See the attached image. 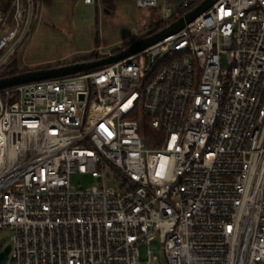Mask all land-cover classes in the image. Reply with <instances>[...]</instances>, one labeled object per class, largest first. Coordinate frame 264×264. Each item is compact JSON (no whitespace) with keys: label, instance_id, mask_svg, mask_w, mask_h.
I'll return each instance as SVG.
<instances>
[{"label":"built area","instance_id":"2783aa9c","mask_svg":"<svg viewBox=\"0 0 264 264\" xmlns=\"http://www.w3.org/2000/svg\"><path fill=\"white\" fill-rule=\"evenodd\" d=\"M38 11L0 13V67ZM1 233L6 264H155L156 240L158 264H264V0H217L118 62L0 90Z\"/></svg>","mask_w":264,"mask_h":264},{"label":"rangeland","instance_id":"374dc122","mask_svg":"<svg viewBox=\"0 0 264 264\" xmlns=\"http://www.w3.org/2000/svg\"><path fill=\"white\" fill-rule=\"evenodd\" d=\"M170 2L179 10L180 1ZM160 8H139L135 0H99L93 5L82 0H39L32 33L17 52L18 67L34 70L85 58L93 51L101 56L121 49L163 22ZM221 67L229 69V55H222ZM69 180L81 190L98 185L90 174L72 173ZM9 237L1 233L0 242ZM150 249L157 257L155 264L162 263L157 240Z\"/></svg>","mask_w":264,"mask_h":264},{"label":"water","instance_id":"95a60500","mask_svg":"<svg viewBox=\"0 0 264 264\" xmlns=\"http://www.w3.org/2000/svg\"><path fill=\"white\" fill-rule=\"evenodd\" d=\"M217 0H204L192 11L187 12L182 17L177 18L174 22L170 23L168 26L164 27L162 30L149 34L148 32L141 35L134 41H132L129 46L123 51L117 54H111L107 57H103L90 62H78L58 67L51 68H40L25 71L14 76L0 78V90L15 87L19 85L41 82L45 80H50L59 77H65L74 75L77 73H87L90 70H94L115 62H118L126 57H129L144 48H147L163 38L175 34L180 31L186 24L192 22L196 17H198L203 12L210 9V7ZM10 244H6L0 251V264H6L9 259Z\"/></svg>","mask_w":264,"mask_h":264},{"label":"trees","instance_id":"16d2710c","mask_svg":"<svg viewBox=\"0 0 264 264\" xmlns=\"http://www.w3.org/2000/svg\"><path fill=\"white\" fill-rule=\"evenodd\" d=\"M97 1H99V0H96V2ZM102 1H104V0H102ZM10 2H11V0H0V13L1 14L6 15L8 13ZM185 12H186V10H184V11H181L180 9L177 10V13L172 17V19L169 22H166V23L162 22L161 24H159L158 26H156L152 30L148 31V33L154 34L158 31L162 30L164 27H166L170 23H172L176 19V16L181 17V15H184ZM9 23H10V18H8V24ZM129 44L130 43L124 45L121 49L110 51V53L111 54H117V53L123 51L124 49H126L129 46ZM19 49H17L13 53L12 57L9 59V61L6 64H4L0 67V78L10 77V76H14V75H17V74L25 72V71H29V70H20L18 67L16 56H17V52ZM100 58H101V56H99L96 53V51H93L88 57L76 59V60L71 61V62L57 63L55 65L48 66V67H42V68L58 67V66H63V65H68V64L78 63V62H90V61L97 60ZM37 69H40V68H37ZM1 249H2V247H0V250Z\"/></svg>","mask_w":264,"mask_h":264},{"label":"bare ground","instance_id":"6f19581e","mask_svg":"<svg viewBox=\"0 0 264 264\" xmlns=\"http://www.w3.org/2000/svg\"><path fill=\"white\" fill-rule=\"evenodd\" d=\"M20 86V85H19Z\"/></svg>","mask_w":264,"mask_h":264}]
</instances>
